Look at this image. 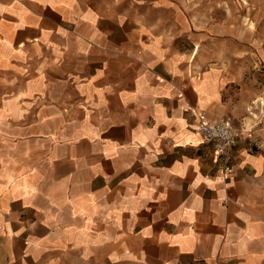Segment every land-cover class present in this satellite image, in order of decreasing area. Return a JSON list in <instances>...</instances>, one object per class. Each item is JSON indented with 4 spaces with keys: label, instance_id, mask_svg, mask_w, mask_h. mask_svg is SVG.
Here are the masks:
<instances>
[{
    "label": "crops",
    "instance_id": "crops-1",
    "mask_svg": "<svg viewBox=\"0 0 264 264\" xmlns=\"http://www.w3.org/2000/svg\"><path fill=\"white\" fill-rule=\"evenodd\" d=\"M161 2L0 0V264H264L261 130L222 178L187 111L256 90Z\"/></svg>",
    "mask_w": 264,
    "mask_h": 264
},
{
    "label": "rangeland",
    "instance_id": "rangeland-1",
    "mask_svg": "<svg viewBox=\"0 0 264 264\" xmlns=\"http://www.w3.org/2000/svg\"><path fill=\"white\" fill-rule=\"evenodd\" d=\"M159 1L165 6L168 0H144L140 8ZM172 1L176 4L180 24L186 21L193 25L192 30L187 29L195 42L194 46L191 44L193 51L207 57V61L233 67L242 75L241 84L247 82L256 90L247 103L246 124L249 132L261 130L264 146V0ZM184 39L187 40L186 35ZM255 139L256 147L260 138Z\"/></svg>",
    "mask_w": 264,
    "mask_h": 264
},
{
    "label": "built area",
    "instance_id": "built-area-1",
    "mask_svg": "<svg viewBox=\"0 0 264 264\" xmlns=\"http://www.w3.org/2000/svg\"><path fill=\"white\" fill-rule=\"evenodd\" d=\"M187 111L196 120L195 129L201 141L211 147L210 160L218 164V174L222 178L228 177L232 171V146L239 140H249L256 145L253 132L247 127H234L229 119L210 120L200 109L189 107Z\"/></svg>",
    "mask_w": 264,
    "mask_h": 264
}]
</instances>
